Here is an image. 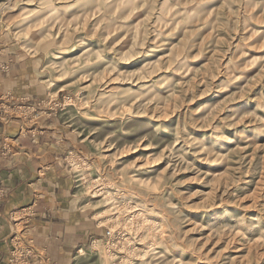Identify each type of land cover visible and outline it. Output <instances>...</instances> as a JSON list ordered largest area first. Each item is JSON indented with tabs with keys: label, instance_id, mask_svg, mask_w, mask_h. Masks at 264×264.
Segmentation results:
<instances>
[{
	"label": "rangeland",
	"instance_id": "obj_1",
	"mask_svg": "<svg viewBox=\"0 0 264 264\" xmlns=\"http://www.w3.org/2000/svg\"><path fill=\"white\" fill-rule=\"evenodd\" d=\"M2 38L44 60L10 119L87 143L63 155L93 224L77 264H264V0H0ZM9 241L7 264H55Z\"/></svg>",
	"mask_w": 264,
	"mask_h": 264
},
{
	"label": "crops",
	"instance_id": "obj_2",
	"mask_svg": "<svg viewBox=\"0 0 264 264\" xmlns=\"http://www.w3.org/2000/svg\"><path fill=\"white\" fill-rule=\"evenodd\" d=\"M0 63V185L5 188L0 203V264H7L15 225L32 236L55 264H77L93 224L79 209V188L63 155L70 148L85 149L87 143L59 115H40L34 126L24 120L30 128L19 121L23 118L10 119L11 101L5 92L18 98L44 93V60L2 38Z\"/></svg>",
	"mask_w": 264,
	"mask_h": 264
},
{
	"label": "built area",
	"instance_id": "obj_3",
	"mask_svg": "<svg viewBox=\"0 0 264 264\" xmlns=\"http://www.w3.org/2000/svg\"><path fill=\"white\" fill-rule=\"evenodd\" d=\"M16 245H15V247L13 248V250H14V253H13V255L14 256H17V255H21V256H23V255H27L28 254V252L31 250V248H30V246H27L26 245V243L25 242H27V241H29V242H31V240H26L23 236H22V234H20V235H18V234H16ZM22 238H24V240L22 239ZM27 244H31V243H28L27 242ZM13 257L11 258V261H12V263H13ZM23 263H27L26 261H24Z\"/></svg>",
	"mask_w": 264,
	"mask_h": 264
},
{
	"label": "bare ground",
	"instance_id": "obj_4",
	"mask_svg": "<svg viewBox=\"0 0 264 264\" xmlns=\"http://www.w3.org/2000/svg\"><path fill=\"white\" fill-rule=\"evenodd\" d=\"M59 89H63V87L59 88ZM219 175V174H218Z\"/></svg>",
	"mask_w": 264,
	"mask_h": 264
}]
</instances>
